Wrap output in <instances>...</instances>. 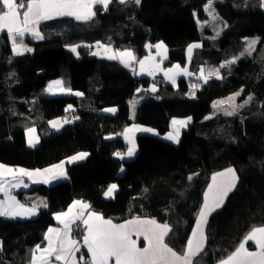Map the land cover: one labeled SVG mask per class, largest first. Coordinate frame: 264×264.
<instances>
[{"label":"trees","instance_id":"1","mask_svg":"<svg viewBox=\"0 0 264 264\" xmlns=\"http://www.w3.org/2000/svg\"><path fill=\"white\" fill-rule=\"evenodd\" d=\"M207 2L141 0L136 5L134 0L125 4L113 0L107 11L97 5L96 16L88 23L68 17L42 22L43 39H28L33 49L23 55H14L7 33H0V163L44 168L79 151L88 153L85 160L67 165V179L33 187L30 192L47 200V207L36 216L0 217V264H30L32 250L55 223V213L76 199L89 201L96 212L115 220L153 217L166 222L171 226L167 243L182 252L213 173L228 166L235 168L239 179L224 205L208 219L203 261L215 264L237 247L250 228L264 224V9L260 0L215 3L226 25L218 37L205 40L204 49L196 54L208 57L207 67L220 69L222 78L211 76L197 88L195 98L185 95L188 86L183 77L175 90L162 76L136 77L120 61L91 52L97 42L113 43L117 49L131 48L139 58L150 53L148 43L164 41L169 49L166 62L185 63L186 47L202 40L198 18L207 19ZM253 37H257L254 50L241 56ZM72 45H81L77 55L70 50ZM234 56L239 57L235 63L220 67ZM57 78L82 95H48V82ZM151 83L159 89L150 90ZM238 91L240 100L253 99L232 116L214 114V100ZM139 94L143 100L132 119V102ZM64 115L75 119L59 131L48 126L50 119ZM181 117L192 121L181 131L179 142L166 140L173 130L172 120ZM133 122L156 133H138L137 150L128 157L129 143L122 131ZM30 127L37 128L41 139L35 147L27 143ZM110 183H116L118 190L105 198ZM24 198L28 203L17 200L32 204ZM83 256L87 261L86 252Z\"/></svg>","mask_w":264,"mask_h":264},{"label":"snow or ice","instance_id":"2","mask_svg":"<svg viewBox=\"0 0 264 264\" xmlns=\"http://www.w3.org/2000/svg\"><path fill=\"white\" fill-rule=\"evenodd\" d=\"M112 2L113 0H27L25 4L24 0H0V32L6 31L12 42L15 54L23 55L24 52H30L32 49L25 47L22 40L18 44V38L28 33L37 39H43L39 31V26L42 22L68 17L77 22L88 23L96 16L94 9L97 5L103 6V9L107 11ZM127 2L128 0H119L120 4ZM134 3L139 5L141 0H134ZM212 5L213 0H208L205 6V10L209 11L210 15H212ZM262 6H264V2H262ZM21 9L26 10L21 14ZM212 19L217 20L218 16L212 15ZM256 43L257 40L248 41V47L241 53V56L245 53L251 54ZM96 46L104 49L105 58L109 60L119 59L125 67H129L136 60L131 50L113 51L111 46H105L100 42H97ZM79 47L81 45H72L70 46V50L73 53H77ZM148 47L152 46L149 45ZM154 47L158 50V55L166 58L167 50L163 42L156 44ZM199 47H201L200 44L189 45V60L191 59L193 50ZM93 55H99V53H93ZM237 59L239 57H234L231 61H225L220 67L223 68L235 63ZM154 61L155 57L151 56L140 60L141 72L147 71L149 75H153L155 71H164L165 76L173 84H175V77L177 75H191L187 68H181L179 64L164 70L160 68L159 63H155ZM213 75L217 79L222 78L219 69H209L207 76L204 75V70L201 69L200 78L205 83ZM62 83L60 80L54 81L48 86L47 90L52 92L55 88L61 92L71 91L70 89H64ZM197 87L199 85H192L193 89ZM151 90L153 92L156 91L155 85H153ZM75 94L82 95V93ZM240 95L241 93L237 92L227 98V100L215 102L213 107L218 108L228 104L232 110L230 111L228 108H224L223 111L225 115L232 116L238 108L244 107V104H247L253 99L249 96L244 104L237 105L235 100ZM135 103L136 101L134 100L132 102L133 108L135 107ZM104 111L115 112L116 110L105 109ZM190 119V117L187 120L173 119L172 125L174 131L170 132L166 138L178 143L180 128L186 126ZM71 122L65 119L63 122L59 120L51 121L50 124L53 128L59 130L62 124ZM27 131L29 134V145L35 146V143H38V138L33 135L35 129L29 128ZM152 131L150 128L143 127L126 128L125 136L131 145L126 155L131 157L136 151L135 142L129 134ZM87 155L88 153H79L69 158L68 162L83 160ZM116 155L123 159L120 153H116ZM5 176H11L12 180L5 182ZM22 176H27L34 183H49L52 180L66 178L64 162L53 165L50 168L34 171H28L23 168L14 169L0 164V192H3L5 195V199L0 200V217H31L37 215L39 207H47L46 202L43 201L40 204H33L32 207H25V205L21 204L10 194L7 185H11L12 187L20 186L23 182L19 177ZM191 179L192 177H189V180ZM238 179L236 171L233 168H228L212 176V182L207 186V190L203 194V204L200 207L196 225L182 255L178 254L165 243V238L171 231L167 223H159L156 219H141L140 217H136L124 223L116 224L111 219H105L101 214L94 211H89L85 218V210L89 209L90 205L83 201H74L66 212L59 213L55 216V219L63 227H50L48 229L44 237L47 241V246L41 248L40 245H37L32 250L30 264H54V261L62 262V264H78L76 253L80 252V247L78 246V242L71 238L72 225L76 224L77 221H81L86 228L83 241L87 252L90 254V259L87 261L84 260L83 256L80 257V261L83 264H109L110 260H114L115 264H192L193 258L202 252L204 248L207 239L204 229L208 223V217L224 205L229 193L236 188ZM23 186L27 187L28 185L24 184ZM116 189L117 185L111 184L105 192V196H113ZM133 234L137 238L143 237L146 242L143 248L137 246V241L132 239ZM248 241L254 242L258 251H249L245 246ZM0 249H2V243H0ZM219 264H264V227L252 228L235 251L229 254L227 258L221 260Z\"/></svg>","mask_w":264,"mask_h":264},{"label":"crops","instance_id":"3","mask_svg":"<svg viewBox=\"0 0 264 264\" xmlns=\"http://www.w3.org/2000/svg\"><path fill=\"white\" fill-rule=\"evenodd\" d=\"M217 1H218V0H213V5H212L213 7H212V9H211V12H214V11L216 12V10H215V3H216ZM260 1H261V5H262V2H264V0H260ZM207 3H208V2H207ZM207 3H206V4H207ZM206 4L204 5V10H205V6H206ZM262 8L264 9V6H262ZM24 10H26V9H23V10L21 9V10H20V11H21V14L23 13ZM94 10H95V9H94ZM205 13L208 15L207 19H205V20H201V19L198 18V22H200V23L204 26V28H203V30H204L203 33H201V31H200V33H201V39H202V40H199V42L197 43V44H200L201 47H199V48H195V49L193 50V52H196V51H198V50L200 51V50L204 49V48H203V45H202V42H204L205 40H207V41L210 40V41H211V40L213 39V37H214V31H213V29L208 25L209 22H210V14H209V11H206V10H205ZM217 21H218L219 26H220V29H221V31H222V29L225 27L226 23H225V21H224L221 17H218ZM41 24H42V23H41ZM41 24H40V26H39V31H40L41 35L44 36V35H43V32H42V29H41ZM206 29H209V31H205ZM2 32H6V31H2ZM2 32H0V33H2ZM218 36H219V35L216 34L215 37H218ZM211 38H212V39H211ZM28 39H29V40H40V39L35 38V37L32 36L31 34L26 33L23 37L18 38L17 43L19 44L20 41L22 40L23 45H24L25 47L30 48V49H33V46L29 43ZM161 42H163V44H164L165 47H166V50H167V51H166V57L168 58L169 49H168V46L165 44L164 41H157V42H155V43H148V44L146 45V46H147V49H148L149 52H150L148 55H150L151 57H154V56H156V57H157V56H158V57H163V56L157 54L158 50L154 47L156 44L161 43ZM103 45H105V46H111V49H112L113 51H117V50H119V51L131 50V51L133 52V54L135 55L136 60L138 59L137 56H136V54H135V52H134L131 48L117 49V48L114 46L113 43H103ZM149 45H151L152 47H148ZM187 47H189V45H188ZM91 49H92V48H91ZM12 50H13V47H12ZM13 52H14V51H13ZM91 52H92V53H99L98 56H103V57H105L104 49H103V48H98L96 45H95V47L91 50ZM14 53H15V52H14ZM24 53H25V52H24ZM75 54H76V55L78 54V49H77V53H75ZM117 60L119 61V59H117ZM120 63H121V62H120ZM133 63H134V61L132 62V64H133ZM121 64H122V63H121ZM132 64H131L129 67H126V68L129 69V70H131V71L133 72L132 69H134V67H132ZM122 65L124 66V64H122ZM124 67H125V66H124ZM135 68L138 69V66H135ZM133 74H134V72H133ZM134 75H135V74H134ZM59 79H60V80H63L62 78H59ZM52 81H53V80H51V81L48 82V85H47V87L45 88V92H46L48 95H61V94H54L55 91H58V90H56V89H53L52 92H49V91L47 90V89H48V86L52 83ZM63 83H64V86H62V87L64 88V87H65V82H64V80H63ZM70 90H71V91H67V94H75V93H77V92H74L72 89H70ZM134 115H135V114H133L132 111H131V117H132V119H135ZM188 118H189V117H181V118H177V119H179V120H187ZM190 118H191V117H190ZM65 119L70 120V121L73 122L74 119H75V117H74V115H73V116H69V115L59 116V117H55V118L50 119V120L48 121L47 124H48V126H49L50 128H52V129H54V130H57V129H55V128H53V127L51 126L50 122H51V121H56V120H59V121L63 122V120H65ZM174 119H175V118H174ZM191 121H192V118L190 119V121H188V125L190 124ZM72 122H71V123H72ZM66 124H69V123H64V124H62V127H63L64 125H66ZM172 126H173V125H172ZM62 127H60L59 130H61ZM133 127H143V128H148V127H145V126H143V125H140V124H138V123H136V122H133L132 124L128 125L126 128H133ZM177 127H179V126H177ZM186 127H187V126H186ZM30 128H34V129H35V133H34L33 135H34L35 137L38 138V143H35V146H37V145L40 143V141H41L40 136H39V133H38V130H37L36 127H30ZM126 128H125V129H126ZM184 128H185V127L180 128V134H181V131H182ZM28 129H29V128L26 129V137H27V143H28V146H30V145H29V142H28V141H29V134H28V131H27ZM125 129L122 131V134H123L124 138L126 139V141H128V143H129V140H128V139L126 138V136H125ZM59 130H57V131H59ZM173 131H174V129L171 130V132H173ZM138 133H141V132H134V133L129 134V135L132 137V139L134 140V142H135V146H136L135 137H136V135H137ZM150 133H154V134H155L156 132L153 130V131L150 132ZM167 135H168V134H167ZM167 135H166V137H167ZM165 139L168 140L167 138H165ZM169 141H171V140H169ZM171 142H173V141H171ZM174 143H176V142H174ZM35 146H30V147H35ZM130 146H131V145H130V143H129V147H130ZM136 150H137V148H136ZM135 152H136V151H135ZM79 153H87V152H85V151H79V152H77V153H75V154H73V155L67 157L66 159H64V160H62V161H60V162H58V163L52 164V165L47 166V167H44V168L29 169V168H25V167H22V166H15V165H8V164H5V163H0V164L4 165V166H6V167H11V168H14V169H15V168H23V169L28 170V171H34V170H37V169L43 170V169H46V168H50V167L53 166V165H57V164H60L61 162H64V169H65V172H66V178H61V179H58V180H52V181H50L49 183H34L33 180H32V179H29L27 176H22V177H19V179H20L23 183H22L20 186H18V187H12L11 185H7L8 191H9L10 194H11L13 188L19 189V190L22 192V194H23L24 197L30 199V201L32 202V204L29 205V206H25V207H32L33 204H40L41 201L46 202V204H47V200H46V198H45L44 196L39 195V194H37V193L30 192V191L33 189V187H34L35 185H39V184H53V183L58 182V181H60V180L67 179V177H68V175H67V165H68V164H72V163H76V162L83 161V160H85V159L87 158V156H88V155H87L83 160H76V161L71 162V163L68 162V161H69V158H71V157H73V156H76V155H78ZM228 168H233V169L235 170V168H234L233 166H228V167H225V168L220 169V170H218V171H215V172L213 173V175H214L215 173L222 172V171H224V170H226V169H228ZM235 171H236V170H235ZM236 174H237V176H238V173H237V172H236ZM213 175H212V176H213ZM211 178H212V177H211ZM4 180H5V182L10 181V180H12V177H11V176H5V177H4ZM211 182H212V180H210L209 184H210ZM13 183H14V181H13ZM24 184H26V185H28V186H27V187H24V186H23ZM111 184H116V183H110L109 186H110ZM209 184H208V185H209ZM116 185H117V184H116ZM109 186H108V187H109ZM108 187H107L106 190L104 191V197H105V198H112V197L115 195L116 191L118 190V186H117V189H116V191L114 192L113 196H111V197H107V196H105V192L107 191ZM206 190H207V188H206ZM4 199H5V195H4V193H3V192H0V200H4ZM225 200H226V199H225ZM74 201H83V202H85V203H87V204L90 205V208L87 209V210H85V218L87 217V213H88L89 211H94V212H96V211L93 209L92 204H91L89 201L84 200V199H76V200H74ZM74 201H73V202H74ZM73 202H72V203H71L66 209H64V210H62V211H59V212H56L55 215H54V217H55L57 214H59V213L66 212V211L68 210V208L73 204ZM202 204H203V203H202ZM42 208H45V207H43V206L39 207V209H38V213H39L40 209H42ZM38 213H37V214H38ZM96 213L101 214V213H99V212H96ZM101 215H102L105 219H111V220L113 221V223H116V224H121V223L126 222L127 220H130V219H134V218H136V217H130V218L122 219V220H115V219H113V218L106 217V216H104L103 214H101ZM210 215H211V214H210ZM34 216H36V215H34ZM34 216H31V217H34ZM31 217H15V218H12V219H26V218H31ZM197 217H198V216H197ZM209 217H210V216H209ZM209 217H208V219H209ZM7 218H11V217H7ZM140 218H141V219H156V218H153V217H140ZM156 220H157V222H159V223H166V222L160 221V220H158V219H156ZM196 221H197V218H196ZM196 221H195L194 227H195V225H196ZM77 224H78V221L76 222V224L72 225L71 238H72V239H75V240L78 242V246L80 247V252L76 253V258H77V262H78V264H81L82 261H80V257L83 256L84 252L87 253V255H88V259H90V254L87 252V248H86V246L84 245V241H83V237H84V235L86 234V228H85V226L83 225V228H84V230H85V231H84V234L82 235L81 238H77V237H76V233H75L76 225H77ZM167 224H168V223H167ZM168 225H169V224H168ZM169 226H170V225H169ZM50 227L62 228L63 225H61V224L55 219V223L52 224L51 226H49V227L46 229V231H45V233H44V237H45V234L47 233V231H48V229H49ZM194 227H193V229H194ZM254 227H264V224H262V225H255V226H253L252 228H254ZM206 228H207V224H206L205 229H204V231H205V235H206V238H207V231H206ZM252 228H250V229L246 232V234L243 236V238H242V240L240 241V243H241L242 241H244L245 237H246L247 234L252 230ZM170 229H171V226H170ZM193 229H192V231H193ZM191 233H192V232H191ZM190 237H191V234H190ZM190 237H189V238H190ZM132 239L137 241V246H138V247L143 248V247L146 245V242L144 241L143 237H139V238H137L136 235L133 234V235H132ZM188 240H189V239H188ZM165 243H167L166 238H165ZM240 243H239V244H240ZM167 244H168V243H167ZM206 244H207V239H206V242H205V245H204V248H203L202 252H200L197 256H195V257L193 258L192 264H205V261H203V253H204V249H205V247H206ZM239 244L237 245V247L239 246ZM38 245H40L41 248L46 247V246H47V241L43 238V242H42L41 244H38ZM168 246L171 247L174 251H176L178 254H181V255L184 253V251H185V249H186V247H185L184 251L180 252V251L176 250L175 248H173L170 244H168ZM186 246H187V244H186ZM245 246H246V248H247L249 251H258L256 245H255L254 242H252V241H248V242L246 243ZM237 247H236V248H237ZM236 248H235V249H236ZM235 249H234L233 251H235ZM233 251H232V252H233ZM232 252H230L229 254H231ZM229 254H228V255H229ZM228 255H227V256H228ZM227 256H225L224 258L218 260L217 262H215V264H219V262H220L221 260L227 258ZM83 257H84V256H83ZM84 260H85V258H84ZM54 264H62V262H55V261H54ZM109 264H115V261H114V260H110Z\"/></svg>","mask_w":264,"mask_h":264},{"label":"rangeland","instance_id":"4","mask_svg":"<svg viewBox=\"0 0 264 264\" xmlns=\"http://www.w3.org/2000/svg\"><path fill=\"white\" fill-rule=\"evenodd\" d=\"M212 7H213V6H212ZM212 15H216V16L220 17L215 11L212 12ZM212 15H210V22H209L208 25L213 29V31H214V37H215L217 33L220 34L221 29H220V26H219L218 21L212 19ZM198 26H199V29H200L201 33H203V31H204V30H203L204 26H203L200 22H198ZM205 31H209V29H206ZM255 38H257V37H253L252 40L255 39ZM198 42H199V40H196V41H193L192 43H190L189 45L197 44ZM203 44H204V42H202V45H203ZM246 48H247V47H246ZM13 53H14V52H13ZM14 55H15V53H14ZM199 55H200V56H199ZM149 56H150V55L146 54V55H144V56H142V57H139V58L137 57L138 59L134 61V63L132 64V67H134V69H132V70H133L135 76H136V77L147 76V77L154 78V77H156L157 75H159V76H162V77L165 79V81H166L167 83L172 84L173 87H174V88L176 87L177 89L179 88L178 81H179L180 78L183 77V78H185V80H186V82H187V86H188V89L186 90L185 95H186L187 97H189V98H195V97H196V90H197V88H199L203 83H205L204 80H203L202 78H200L201 69L204 70V75H205V76L208 75V70L211 69V67H209V66L207 67V63H208V62H206V61L208 60V57H203V55H202L201 52H199V54H196V52H192L191 59L189 60V57H188V47H186V62H185V63H181V62H173V63H170V64H169V63L166 62V60L168 59L167 57L164 58V57H158V56L156 57V56H154V57H155V61H154V62H155V63H159L161 69L167 70V69L172 68L173 66L179 64V65L181 66V68H187L188 72L191 73V75H183V74H181V75H177V76L175 77V84H173L172 81L169 80V79L165 76L164 71H155V72L153 73V75H149V74L147 73V71H145V72H143V73L141 72L140 65H139V61H140V60H144L145 57H149ZM195 57L197 58L196 60H195ZM234 57H238V56H234ZM232 59H233V58H232ZM194 60H195V61H198L199 64L196 65V64L194 63ZM193 63H194V64H193ZM135 66H138V69L135 68ZM219 71H220V69H219ZM220 73H221V72H220ZM213 76H215V75H213ZM57 80H60V79H59V78L54 79L52 82L57 81ZM60 81L63 82V80H60ZM193 84H197V85H199V87H197L196 89H193V88H192V85H193ZM153 85H155L156 90L159 89L158 84H156V83H151V84L149 85V89H150V90L152 89ZM62 86H64V83H62ZM176 88H175V90H177ZM54 89H55V88H54ZM64 89H71V87H70V86H67V85L65 84ZM139 89H142V87H139L138 90H139ZM56 90H58V89H56ZM238 92H240V91H238ZM193 93H194V95H193ZM235 93H237V92H234V93H232V94H230V95H228L227 97H224V98H217L216 100L213 101L212 105H214L215 102L222 101V100H227V98L233 96ZM54 94H61V95H64V94H67V91L61 92V91L58 90V91H55ZM53 96H58V95H53ZM247 99H248V98H247ZM247 99H245V100H247ZM134 100L136 101V103H135V107H134V108H133V105H132V113H133V114H136V108H137V106L140 104V102L143 100V95H141V94L137 95L136 98H135ZM245 100H243V101L240 100V99H239V96H238V97H236L235 103H236L237 105H241V104H244ZM244 105H245V104H244ZM224 108H228V110H230V111L232 110V109L229 107L228 104H225V105H222V106H220V107H218V108H214V107H213V109H214V114H217L218 112H224V111H223ZM240 109H241V108H238L237 111H239ZM237 111H236V112H237ZM211 114H213V112L210 113L209 115H211ZM209 115H208V116H209ZM134 117H135V115H134ZM186 126H188V123L186 124ZM186 126H184V127H186ZM21 193H22V192H21ZM13 194H14V193H11L12 196H13ZM78 231H79V230H78V228H77V226H76V230H75V232L78 233Z\"/></svg>","mask_w":264,"mask_h":264},{"label":"built area","instance_id":"5","mask_svg":"<svg viewBox=\"0 0 264 264\" xmlns=\"http://www.w3.org/2000/svg\"><path fill=\"white\" fill-rule=\"evenodd\" d=\"M12 193H14L13 196L16 199H19L20 202L28 203V201L24 197H22L19 189L13 188ZM76 226H77V228L79 230L78 233L75 232L76 233V237L77 238H81L82 235L84 234V231H85L84 228H83V223L81 221H78V224Z\"/></svg>","mask_w":264,"mask_h":264}]
</instances>
